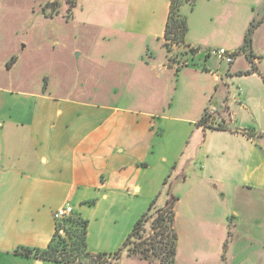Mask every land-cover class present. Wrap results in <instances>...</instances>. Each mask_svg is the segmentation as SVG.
I'll list each match as a JSON object with an SVG mask.
<instances>
[{
    "label": "crops",
    "instance_id": "1",
    "mask_svg": "<svg viewBox=\"0 0 264 264\" xmlns=\"http://www.w3.org/2000/svg\"><path fill=\"white\" fill-rule=\"evenodd\" d=\"M4 1L0 20L14 16H3ZM69 1L68 19L64 2L47 19L66 28L79 10L75 25L83 29L59 38L86 39L72 49L90 68L82 82L43 76V85H33L31 60L15 76L21 57L5 38L0 46V264H72L13 253L46 248L55 232L52 213L70 198L73 211L79 208L72 214L83 219L85 205L132 199V223L122 234H104L100 221L99 242L91 245L87 227L88 252L113 254L150 202H165L171 174L178 197L173 264H264V0L183 4L185 45L170 51L163 38L170 0ZM254 13L261 14L249 49L257 71L239 74L251 65L239 47ZM50 33L35 28L28 52L56 41ZM213 48L237 54L225 66ZM187 90L195 91L193 106L179 114ZM208 105L216 111L212 127L203 128L198 120ZM165 124L188 125V141L164 144ZM111 258L162 264L126 252Z\"/></svg>",
    "mask_w": 264,
    "mask_h": 264
},
{
    "label": "rangeland",
    "instance_id": "2",
    "mask_svg": "<svg viewBox=\"0 0 264 264\" xmlns=\"http://www.w3.org/2000/svg\"><path fill=\"white\" fill-rule=\"evenodd\" d=\"M52 2H54L52 6L48 7V4ZM63 2L52 0H6L4 1V3H2L3 16H8L7 13H13L14 16L9 19L3 18L2 20H0V46L2 47V41L5 38L7 44L11 46L14 51L8 52H13L17 56H19V58L21 57L18 65L13 70V74L15 76L21 74V66L23 64L24 66H26V61L31 60L32 64L30 68L32 70L29 69V75L31 78V82H33V85L37 84L38 80L43 85V83L45 82L43 81V76H49L51 82H53L54 79L56 81H59L61 77V79L67 82L69 86H74L75 84L82 82L85 75L90 74V68L84 67L87 64L84 56L80 57L76 55V53H79L80 49L76 50V53H72L73 47H75L77 43H81L82 45L86 42V39L82 37V40L76 41L72 35L70 38H63L64 40L59 38L60 34H64L67 29H71L72 33L75 31L74 28L76 26L79 29H83L79 25H75V23L79 22V10L77 11L76 19L74 20L75 23L67 25L66 28L64 27V24L61 23L60 25L58 21L54 23V20H56V18H54L53 20H49V18L47 19L50 13L53 14L52 9L57 10L58 8H60ZM64 4L65 8L63 10V14L67 15V12L69 11L68 8H70V1L69 3L64 2ZM260 15L254 13L250 18V25L252 27L256 26V23H258V20H260ZM68 17L69 16L67 15L66 18L68 19ZM46 22H50V25L45 24ZM5 23L7 27L6 30L4 29ZM48 27L51 29V37L54 39L56 38V41L54 40L55 42L53 41L52 43H47L46 48L41 51L28 52L25 44L30 43L29 35L33 34L35 28L43 30ZM4 31L6 35H4ZM228 37L230 39H233L235 36H217V38H221V40ZM76 39H78V37ZM22 44H24L23 48ZM5 54H7V52ZM219 62L227 66V63L224 60L220 59ZM186 64V61L185 64L183 62H180L177 67L180 68L182 66H185ZM80 77L82 81H80ZM55 85L58 86V82L55 83ZM54 87L55 86L50 83L49 90L53 89ZM81 93L83 95V92ZM194 96L195 91L192 90L191 92L187 90L183 93V95H180L178 100L183 106V112H178L179 114L187 113L188 108L189 110H191V106H193ZM178 111L182 110L178 107ZM172 115H175V113H173ZM189 133L190 128L188 125L175 126L173 124H165L162 130L163 142L164 144H177V141L186 143L189 139ZM187 175L192 176L193 174ZM174 179L175 175L171 174L169 176L168 184L166 187V189H169L172 194H174L173 188L176 183V180ZM127 199L130 200L122 201L121 199H115L114 203L111 202V200L106 202L98 201L95 206L85 205L83 208H81V213L88 220L91 245H95L99 242L100 237L98 236V233L101 231L99 226L100 221L104 222L102 230L106 235L110 234L112 231L116 232V230L118 233L122 234L131 225L134 205L131 198ZM68 204L74 206L75 202L72 198H70L68 200ZM78 209V207H75V210L73 212L75 213L76 211H78ZM108 257L110 256L104 255L102 258L98 259L100 260V262H102V264H115L112 258L110 259ZM84 262V264H96L95 262L89 260H86Z\"/></svg>",
    "mask_w": 264,
    "mask_h": 264
},
{
    "label": "trees",
    "instance_id": "3",
    "mask_svg": "<svg viewBox=\"0 0 264 264\" xmlns=\"http://www.w3.org/2000/svg\"><path fill=\"white\" fill-rule=\"evenodd\" d=\"M67 2L69 3V0ZM194 2L195 0H170L163 36L164 46L168 51L174 46L185 45L187 22L180 8L185 3L193 4ZM53 3L48 4V7ZM53 11L55 10L52 9ZM253 28L250 25L244 36V41L239 47L240 51L247 53L251 65L248 69L239 71V74H250L257 71L249 50ZM236 54L237 52H234V56ZM16 59L15 55L12 56L8 65L13 64ZM210 122V117L202 115L198 120V125L203 128L212 127ZM167 193V199L163 204L159 205L157 198L150 202L147 210L132 226L122 245L113 254H110L114 259H119V255L126 252L128 255H135L141 259L157 260L162 264L174 263L177 243V234L174 228L175 204L178 197L172 194L169 189ZM58 226L64 227V235L60 236L54 232L46 248L18 247L13 250V253L55 262L84 264V261L89 260L96 264H102L99 259L106 254H92L87 250L88 221L86 219H83L79 214H71Z\"/></svg>",
    "mask_w": 264,
    "mask_h": 264
},
{
    "label": "built area",
    "instance_id": "4",
    "mask_svg": "<svg viewBox=\"0 0 264 264\" xmlns=\"http://www.w3.org/2000/svg\"><path fill=\"white\" fill-rule=\"evenodd\" d=\"M210 54H213L217 56L218 58L224 60L226 63H231L232 60L234 59V52L227 51L225 48H218V49H213L209 51ZM216 111L215 106L208 105L206 107L204 114L205 116L211 117L214 115ZM72 206L69 204H66L65 206H60L57 209H55L52 213V218L55 222V232L63 236L64 235V227L63 226H58L59 223L63 222L68 216L72 214ZM111 259V255H109Z\"/></svg>",
    "mask_w": 264,
    "mask_h": 264
}]
</instances>
